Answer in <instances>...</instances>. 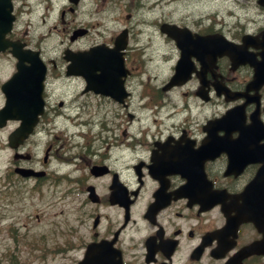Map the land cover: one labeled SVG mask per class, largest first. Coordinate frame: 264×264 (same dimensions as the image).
<instances>
[{"label":"flooded vegetation","instance_id":"flooded-vegetation-1","mask_svg":"<svg viewBox=\"0 0 264 264\" xmlns=\"http://www.w3.org/2000/svg\"><path fill=\"white\" fill-rule=\"evenodd\" d=\"M93 1L75 23L60 9L65 39L55 47L38 33L27 37L43 0H0V110L37 109L40 84L42 97L36 125L15 149L8 136L21 119L0 118L4 145L28 155H11L5 183L10 177L23 194L50 181L51 196L64 192L65 256L55 264H236L242 248L264 240V7L256 6L263 22L251 24L228 2L221 11L194 4L172 18L164 13L167 0H121V7L117 0L103 21V3ZM247 33L252 42L245 44ZM116 38L123 46L112 59L124 62L127 95L122 102L104 97L120 109L119 122L94 123L89 131L42 128L54 104L64 102L54 99L50 77L76 76L66 72L65 51L112 47ZM156 60L166 71L153 85L147 74L138 93L147 123H132L130 81L137 65ZM176 68L180 82L170 84ZM41 130L45 158L32 149ZM13 166L44 172L22 176ZM239 264H264V253L249 252Z\"/></svg>","mask_w":264,"mask_h":264},{"label":"rangeland","instance_id":"rangeland-1","mask_svg":"<svg viewBox=\"0 0 264 264\" xmlns=\"http://www.w3.org/2000/svg\"><path fill=\"white\" fill-rule=\"evenodd\" d=\"M237 1L239 2V0ZM240 1L248 5L244 16L251 24H256L263 20V17L256 15L257 10L253 6L252 0ZM44 2L53 9L55 20L60 10L59 7L64 5L65 0H44ZM96 2L103 3V21L107 17L110 19L114 14L112 9L116 7L117 0H98ZM227 2L230 4V8L235 9L232 6L233 0L231 2L227 0H167L164 13L174 18L181 11L192 8L194 4L198 5L199 11L209 6L221 11L226 7ZM119 3H121L120 7L123 6V1L119 0ZM93 6V0H84L79 2L77 6H74L73 11H70L67 6L65 11L69 15L71 22L75 23L79 21L84 10H89ZM39 9L40 7L37 6V12H39ZM239 12L242 13L243 11ZM136 21L137 19L131 21V25L134 26L135 30L137 29ZM29 33L30 35H34L36 31L33 30ZM62 37L60 33L52 31L46 41L50 44H55ZM46 41L43 44L48 45ZM137 66L135 77H132L130 81L132 82L131 87L135 90L134 103L140 101L138 93L141 90V85L146 87V75L150 73L154 76L152 78L153 85L155 83V76L158 74L160 78L166 71V65L158 60H156V65L154 62L147 63L146 68L141 65ZM51 80L53 81L55 100L60 98L64 100V103L62 107H57L55 110L57 113L52 111L49 115L52 121L43 123L42 128L48 129L49 132H57L59 129H71V123H85L82 128L88 130L91 127L93 129L94 123H100V121L104 123L119 122L116 112L120 109H117L105 97H98L90 93L82 94V81L79 78L75 77L67 81L60 79ZM73 96L75 97L74 101H70V98ZM119 113L121 114V112ZM58 114H63V117H58L54 120L53 118L59 116ZM74 115L77 116L76 119L78 120H73ZM136 115V119L132 123H147V119L141 108L137 110ZM107 118L109 121H107ZM47 140L48 136L44 130H41L39 136L34 139L32 149L37 152V157H41ZM9 158L8 149L0 150V264H55L63 258L59 257L58 250L63 241L62 233L65 230L66 224L65 215L59 214L58 211L65 208L66 197L50 198L41 197L39 193L31 195L25 193L23 197L19 198L17 195L18 191L7 193V189L3 187L4 181L2 175L5 167L8 165ZM44 188L47 189L46 184H44Z\"/></svg>","mask_w":264,"mask_h":264},{"label":"water","instance_id":"water-1","mask_svg":"<svg viewBox=\"0 0 264 264\" xmlns=\"http://www.w3.org/2000/svg\"><path fill=\"white\" fill-rule=\"evenodd\" d=\"M70 1L76 2L77 0H70ZM79 56H80L79 52H74L73 57H72V63H71L72 68H71L70 72H74V73H83L84 72L88 75L89 86L92 87L95 91H100L103 93L111 92L110 90L104 89L101 86V83H103L106 80V77L108 76V74L109 75L111 74V71L116 72V70L114 68L111 71H107L105 69V70L101 71L100 73H98L97 75L90 74L89 72H85L84 69L78 67V66H80V62H81L79 60L80 59ZM96 65H98L102 69V68H105L108 65V63H107L106 59L103 58V61L96 63ZM111 78H113V77H111ZM4 113L5 112L3 111V114ZM36 114H37V111H34L33 112V116H35L34 119L36 118ZM4 116L5 117L9 116V117L15 118L16 113L15 112L10 113V111H6ZM34 119H33V121H34ZM33 121H32V123L25 122L19 128L15 129L10 135V141L14 142V144H15V141L18 138L21 139V138L25 137L26 134L32 129V126L34 125ZM19 139H18V141H19ZM257 248H258V246L255 243V245H250V246L245 247L244 251L256 250Z\"/></svg>","mask_w":264,"mask_h":264},{"label":"bare ground","instance_id":"bare-ground-1","mask_svg":"<svg viewBox=\"0 0 264 264\" xmlns=\"http://www.w3.org/2000/svg\"><path fill=\"white\" fill-rule=\"evenodd\" d=\"M76 120H78V119H76V117L74 118V121H76Z\"/></svg>","mask_w":264,"mask_h":264}]
</instances>
